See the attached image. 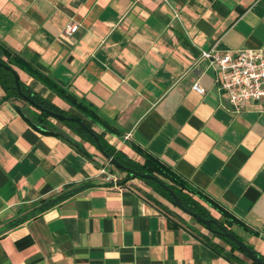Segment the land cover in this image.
<instances>
[{
	"label": "crops",
	"instance_id": "obj_1",
	"mask_svg": "<svg viewBox=\"0 0 264 264\" xmlns=\"http://www.w3.org/2000/svg\"><path fill=\"white\" fill-rule=\"evenodd\" d=\"M71 22L78 28L66 36ZM211 46L264 47V0H0V57L7 50L36 64L109 122L85 118L108 144L169 166L236 218L229 229L264 256V105L231 108L215 66L199 57ZM4 94L0 85V264H236L141 179L107 181L95 144L53 118L89 156L42 132Z\"/></svg>",
	"mask_w": 264,
	"mask_h": 264
},
{
	"label": "trees",
	"instance_id": "obj_2",
	"mask_svg": "<svg viewBox=\"0 0 264 264\" xmlns=\"http://www.w3.org/2000/svg\"><path fill=\"white\" fill-rule=\"evenodd\" d=\"M4 54L6 55V57L5 56L0 57V62L3 64L4 63L8 64L10 68H5L3 67L2 64H0V85L2 86L5 92L3 99L5 98L10 99L13 102V105L18 110V112L21 113L22 116L26 120H28L34 127H37L39 130L45 133H55V134L61 135L64 138V140L66 139V141L69 142L74 148L78 149L79 151L89 156V154L85 151V148L82 147V144L80 141L75 140L68 133L64 132L59 126L54 124L50 118L56 119L63 125L64 124L67 125L74 133H76L82 139L88 140L92 144H95L96 146L95 140L93 139V136L91 135V133H88V131H86L77 122L67 120V119H64V120L58 119L48 114L44 109H48V110L51 109V110L58 111L63 114L73 115L77 118H80L84 122V124L88 126L89 128H91V125H89L86 122L85 118L88 119L92 124L93 122L98 123L99 125L103 126L105 129L109 128L108 126L109 122L105 120L104 118H102L95 109L90 108L80 98H77L71 91L67 90L65 87L60 86L51 76L45 75L36 64L27 61L20 55L18 56L15 54L8 53L7 50H4ZM15 66L23 69L29 75L38 78L48 88H50L55 93H57L63 100L71 104L80 114L76 115L74 113L68 112L67 110L60 109L53 102L40 96L38 92L33 91L26 83H24L21 79H19V85H20L21 91H23L25 94L31 97L34 101H36L44 109H40L36 106L34 107L33 105H31L21 95V93H19V91L16 90L14 77L12 75V69L15 70L14 68ZM95 133L97 132L95 131ZM97 134L99 137L100 144L103 147V150L108 155H113L117 161L123 164V166H129L136 171H140V172H144V173H148L152 175L153 174L157 175L167 186H169L171 189L175 191V193L179 197L180 203H182V206H185L189 210L203 217H207V218L214 217L213 215H211L207 206L203 203L205 202L208 206L215 208L220 213V215L223 216L221 220L217 217L215 218L226 229L230 230L229 225L232 222H235L241 225L236 218H234L228 212H226L217 202L208 198L198 189L196 190L195 188H193L183 177L181 178L169 166L164 165L155 156H152L146 152H143L140 148H136V151L139 152L143 156V161L133 160L130 157H128L124 152L122 153L121 151L116 150L115 147H112L110 144H108L105 141V139L101 137L100 133H97ZM116 168L119 171L124 173L125 176L122 180L129 179V178L141 179L143 182L149 185L151 189L156 190L162 196H164L167 200L169 199L171 201L172 199L171 193L167 191L166 189H163L162 186H160V184H158L156 180L154 179L152 180L147 177H142L141 175L133 176L129 173V171H127L124 168H120V167H116ZM68 192L70 193L71 191H68ZM61 197L62 196H58V197H52L51 199L43 200L41 202V206L47 207ZM200 200H202L203 202H201ZM174 205L177 207L176 204ZM170 211L174 215H176L178 218L183 219L176 212L172 210ZM190 217L193 218L196 222H199L204 228H206L208 231L212 233L211 238L205 237V240L208 242L210 246L216 248L217 250H220L227 258H229L236 264H256L255 262H253L251 259L247 257L244 250H242L230 237H225L216 231H211L199 219H196L193 216H190ZM212 226L217 228L216 224H213ZM214 236H216L217 239L222 240V242L225 245H229L228 249H226L224 245L219 244L217 240H214L213 239ZM249 246L252 248L256 256H259L261 259H264V256L262 254L256 251L251 245ZM235 250L239 251L242 257L235 254L234 253ZM243 257H246V259H248L249 261L245 260Z\"/></svg>",
	"mask_w": 264,
	"mask_h": 264
},
{
	"label": "built area",
	"instance_id": "obj_3",
	"mask_svg": "<svg viewBox=\"0 0 264 264\" xmlns=\"http://www.w3.org/2000/svg\"><path fill=\"white\" fill-rule=\"evenodd\" d=\"M77 22L67 24L62 32L70 36L76 32ZM199 57L214 65L217 71L215 84L225 94L234 111L261 101L264 105V47H240L236 50L218 51L214 46L200 49ZM193 90L203 92L195 81ZM109 162L101 166L98 173L116 187L120 179L108 170Z\"/></svg>",
	"mask_w": 264,
	"mask_h": 264
},
{
	"label": "water",
	"instance_id": "obj_4",
	"mask_svg": "<svg viewBox=\"0 0 264 264\" xmlns=\"http://www.w3.org/2000/svg\"><path fill=\"white\" fill-rule=\"evenodd\" d=\"M0 64L3 65V67L5 68H10V66L8 64H3L0 62ZM12 75L14 77V81H15V86H16V90L19 91V93H21V95L34 107H38L40 109H44L43 107H41V105H39L36 101H34L31 97H29L27 94H25L23 91H21L20 89V85H19V79L20 77H18L17 72L12 69ZM48 114L52 115L53 117H56L58 119L64 120H71V121H75L78 124H80L86 131H88V133H91V135L93 136V139L95 140L96 146L99 148L100 152L103 154V156L105 157V159L110 162L111 164H113L116 167H120V168H124L127 171H129V173L133 176H139L141 175L142 177H147L150 179H154L157 181L158 184H160V186H162L163 189H166L167 191H169L171 193V202L176 204L177 207L181 210L184 211L185 213H187L190 216L195 217L196 219H199L201 222H203L209 230L211 231H216L218 233H220L221 235L225 236V237H230L242 250H244V252L246 253L247 257L249 259H251L253 262H255L256 264H264V259H261L259 256H256L252 250V248L247 245V243H245L243 240L239 239L232 231L226 229L223 225H221L217 219L215 217H203L199 214H196L195 212L189 210L188 208H186L185 206H182V203H180L179 197L178 195L175 193V191L173 189H171L169 186H167L157 175L155 174H148V173H144V172H140V171H136L133 168L129 167V166H123L122 163H120L119 161H117L115 159V157L113 155H108L104 150L103 147L100 144L99 141V137L98 134L95 133V131H93L91 128H89L88 126H86L84 124V122L80 119L77 118L73 115H67V114H63L60 113L58 111H54L51 109H44ZM213 224L217 225V228L212 226Z\"/></svg>",
	"mask_w": 264,
	"mask_h": 264
},
{
	"label": "rangeland",
	"instance_id": "obj_5",
	"mask_svg": "<svg viewBox=\"0 0 264 264\" xmlns=\"http://www.w3.org/2000/svg\"><path fill=\"white\" fill-rule=\"evenodd\" d=\"M57 121V120H56ZM109 167L111 169V171H113V173L115 174V176H117L120 180L124 178V173L119 171L113 164L109 163ZM139 180V179H138ZM163 198V197H161ZM165 200V202L169 203L170 207H173L177 213H179L180 215L186 217L187 219L185 220V222L194 230L198 231V228H200L201 224L199 222H196L193 218H191L187 213L182 212L178 207H176L173 203H171L169 201V199L167 200L166 198H163ZM221 220V219H220ZM236 252V253H235ZM235 254L240 255L241 253L237 250L234 251ZM242 256V255H241ZM240 256V257H241ZM245 260L249 261L248 259H246V257H243Z\"/></svg>",
	"mask_w": 264,
	"mask_h": 264
}]
</instances>
